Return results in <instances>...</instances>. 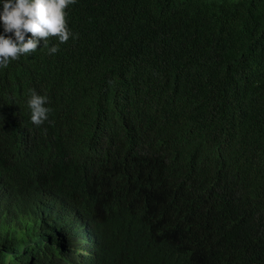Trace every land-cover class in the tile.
<instances>
[{
    "label": "trees",
    "instance_id": "obj_1",
    "mask_svg": "<svg viewBox=\"0 0 264 264\" xmlns=\"http://www.w3.org/2000/svg\"><path fill=\"white\" fill-rule=\"evenodd\" d=\"M65 12L0 67V264H264V0Z\"/></svg>",
    "mask_w": 264,
    "mask_h": 264
},
{
    "label": "clouds",
    "instance_id": "obj_2",
    "mask_svg": "<svg viewBox=\"0 0 264 264\" xmlns=\"http://www.w3.org/2000/svg\"><path fill=\"white\" fill-rule=\"evenodd\" d=\"M75 3L76 0H3V10L0 12V21L3 23V34H0V67L7 68L10 61L33 55L38 51L41 40L43 48L49 46V38L58 41V44H53L50 48L49 54L52 55L59 51V44L68 42L70 38L78 39V34H74L67 26L65 12V9ZM29 33L31 36L26 40ZM27 104L31 110V122L40 127L48 120L51 111L45 106L48 104L47 96L32 90ZM62 210L63 206L57 204L46 211L47 215L43 212L44 221L50 226L66 221V225L70 222L80 223L67 211L61 214ZM81 237L84 236L81 234ZM85 246L90 247L89 243Z\"/></svg>",
    "mask_w": 264,
    "mask_h": 264
}]
</instances>
